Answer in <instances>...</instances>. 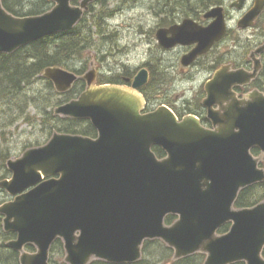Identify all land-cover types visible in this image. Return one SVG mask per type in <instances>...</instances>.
Here are the masks:
<instances>
[{
  "label": "water",
  "instance_id": "95a60500",
  "mask_svg": "<svg viewBox=\"0 0 264 264\" xmlns=\"http://www.w3.org/2000/svg\"><path fill=\"white\" fill-rule=\"evenodd\" d=\"M48 12L16 17L0 0V55H12L44 38L71 32L97 0H50ZM247 0L231 6L244 8ZM264 12V0L239 21L253 27ZM203 27L191 19L159 29L165 49L196 45L182 65H192L227 34L222 6L205 15ZM171 35V36H169ZM264 53V44L255 54ZM239 70L218 72L206 85L203 105L213 129L189 115L179 120L166 105L146 111L141 90L149 71H138L131 87L97 86V71L83 76L61 67L44 70L43 78L66 94L82 80L85 91L58 106L55 116L88 121L97 138L54 132L47 144L28 149L7 163L10 180L0 182L15 198L0 208L4 231L19 238L8 246L23 251L22 264H50V249L62 240L66 264H135L146 241L161 240L175 254L173 261L206 255L204 264H264V202L234 209L239 193L264 183V170L252 150L264 156V94L255 91L239 100L233 89L256 79ZM228 104V106H224ZM219 105L222 112L214 110ZM166 157L159 159L153 148ZM169 216L178 219L166 225ZM231 225L227 233L219 230Z\"/></svg>",
  "mask_w": 264,
  "mask_h": 264
},
{
  "label": "rangeland",
  "instance_id": "374dc122",
  "mask_svg": "<svg viewBox=\"0 0 264 264\" xmlns=\"http://www.w3.org/2000/svg\"><path fill=\"white\" fill-rule=\"evenodd\" d=\"M233 1L235 0H229L226 4L231 14V37L223 51L229 48L237 55L243 52L241 44L244 42L255 39L256 44L259 43L263 30L261 27L239 30L237 22L245 11L233 10L230 7ZM254 1L248 2L247 10L252 7ZM190 2L198 3L199 0ZM80 3L81 0H77L75 5ZM175 4L190 3L189 0H97L86 15L87 21L84 19L80 23L82 31L89 32L92 36L93 44L80 57H75L69 63V70L79 72L83 76L96 69L101 81L118 76L121 59L122 79L133 78L143 65H151L153 72L164 74V83L156 84L160 91L155 94L154 107L167 104L166 106L173 107L171 109L175 112L183 107L194 108L200 101V88L203 87L207 75L197 70L182 72L179 59L183 50L164 52L165 49L160 48L156 38L159 25L167 23V17L160 13L161 10L174 8ZM193 7L197 8L198 4ZM99 15L112 16L102 22L101 30L106 29V37L111 34L108 40L97 36L100 29L95 23L98 22L96 18ZM233 40L236 41L235 44ZM33 82L26 86L19 96L0 102V177L8 175L9 160L22 157L27 149L45 145L56 127L71 129L70 124L61 121L63 118L56 117L54 112L58 106L76 95L58 94L54 87H49L48 81L42 75ZM75 128L77 131L85 129L83 126ZM9 175L11 177L10 172ZM2 197L5 195H2L0 200Z\"/></svg>",
  "mask_w": 264,
  "mask_h": 264
},
{
  "label": "trees",
  "instance_id": "16d2710c",
  "mask_svg": "<svg viewBox=\"0 0 264 264\" xmlns=\"http://www.w3.org/2000/svg\"><path fill=\"white\" fill-rule=\"evenodd\" d=\"M190 1L191 0H189L190 4L187 5L175 4L174 8L169 9L168 7L161 10V14H168V17L166 18L167 23H163V26L170 24L168 19H175V16H171L169 14L172 11L182 10V13L185 17H193L196 12L208 10L212 6L222 5L226 0H199L198 3H191ZM34 2L36 3L34 4ZM193 4L196 6L198 4L200 6L195 8L193 7ZM3 5L8 12L16 17L42 15L53 7V3L50 0H3ZM111 17V15L106 17L102 15L97 16L96 19L98 22L95 23V26L100 29L99 32L97 31V36H102L106 40L110 39L111 34L109 37H106V29L101 30V28L102 22L104 20L107 21ZM84 19V21H87L86 17ZM258 23L261 26L264 23V20L260 19ZM262 30L264 35V29L262 28ZM254 43L255 41L253 40V45ZM92 44V36L90 33L82 31V26L79 25L76 29L69 33L44 38L12 55H0V102L14 99L15 97L19 96L26 86L32 84L33 81H35V78L37 79L40 77L44 70L49 67H63L69 70V63L75 57H80L85 52V50L92 46ZM251 45L252 44H249L250 49ZM76 73L81 75L79 72ZM162 74L158 75L155 71L148 86L142 89L148 106H155L156 104L154 103V97L156 92L160 91L159 88L156 87V84L164 83V74ZM261 75L264 77V66L261 71ZM158 76H160V78ZM48 85L49 87L53 88L52 83L49 81ZM260 87H262L261 83ZM84 90L85 83L83 81H79L76 83L73 90L65 95H76V97H78ZM201 108L202 105L199 101V103L196 104L194 108L186 107L182 110V112L178 110V112L181 114L179 116L182 117V114H186L183 111L188 110L193 113L195 111H199ZM22 114H24V111H22ZM61 121L69 123L71 129L68 130L56 127L54 132L84 135L91 138H95L97 136V132L92 127L90 122L75 121L72 119H62ZM74 126H83L85 129L77 131ZM154 152L159 158H164L166 156L165 152L158 147L154 148ZM253 153L258 156L260 155V153L256 150L253 151ZM261 167L264 168V162H262ZM262 201H264V183L241 191L235 203V207L238 209L249 208L256 206ZM175 220V217L170 216L167 217L166 223L170 225ZM228 230L229 225L223 227L220 230V233H226ZM55 246L54 251L61 250L63 253V244L60 240H58ZM0 251V256L4 255L2 249ZM142 253L143 256L141 261L135 264H203L206 259L204 254H196L194 256L173 262L174 251L167 247L160 240L145 242ZM91 264L107 263L94 261Z\"/></svg>",
  "mask_w": 264,
  "mask_h": 264
},
{
  "label": "flooded vegetation",
  "instance_id": "af4514ba",
  "mask_svg": "<svg viewBox=\"0 0 264 264\" xmlns=\"http://www.w3.org/2000/svg\"><path fill=\"white\" fill-rule=\"evenodd\" d=\"M228 1H226L224 3L223 7H224V14H225L226 21L229 24V22L231 20L230 19L231 14H230V11L228 10V8L226 7V4ZM199 6L200 5H198V7ZM207 12H208V10L198 11L194 14L193 17L192 16L191 17H185L182 12H179L177 10L172 11L169 14L171 16H175V19H171V20L168 19L170 24H168L167 26H162V27L159 26L158 29L159 28L160 29L161 28L171 29L174 26L181 25L185 21V19H192L197 24H199L203 27H207L209 24L212 23V20L207 19L205 17ZM162 14L165 18L168 17V14H166V13H162ZM261 19L264 20V15L261 17ZM230 31H231V29L228 30L226 37L222 41L215 43L213 48L207 54H205L201 57H198V59L190 67L181 68L182 72L197 70L199 73L204 72V74L207 75V77L205 78V81L202 84L203 87L201 86V88H200L201 89V97H202V99H201L202 108L199 111H195L193 113L191 111L186 110V111H183L186 114H182L183 117L188 115V114L196 115L206 127H210V124H209L210 119L208 117V110L203 106V102L207 98L206 85L210 81L213 80L215 75L218 72L223 71L224 69H227V71L229 73H231L233 71H238V70H244V71L251 72V71H253V68L255 66L254 60L261 62L262 69L264 66V54L257 55L256 58H254L252 55L253 51H255L257 48H259L261 45V44H259L257 47H255V43L253 45V40H249V41H246L243 44H241L243 46V48H242L243 52H239L237 55L233 51H230L229 48H227L228 49L227 51H223V47H227L228 40L231 37ZM169 36H171V35H169ZM233 43L235 44L236 41L233 40ZM249 44H252L251 49H250ZM195 47H196V45L187 46V47L178 46V47L171 49V50H164V52L170 53L176 49L183 50V53L179 59V61L181 63V60L183 59V57L186 54H189L190 52H192ZM161 49H163V48H161ZM244 49H246V50H244ZM247 52L250 54H248ZM146 67H148L150 69V71L154 70V68L151 65L147 66V64H146ZM98 75H99V72H98ZM118 78H119L118 84H116L115 82H112V81H109V83H106V84L119 85V86H122V85L130 86V84H131L130 82H124L122 84V59H121V65H120ZM259 82L261 83L262 87H260ZM254 91H259V92L264 93V77L261 75V72L258 75L257 79L254 82H252L250 85H248L246 87H235L233 89V92L235 94H237V98L239 100H243L247 95H249L250 93H252ZM224 106H228V104H224ZM184 108L185 107H183V109ZM154 109H155L154 107H151L150 111H153ZM178 110L180 112H182L181 109H178ZM214 110L222 112L219 105L215 106ZM177 113H178V115H181L178 111H177ZM9 178H10V175H6L0 179V182L5 181V180H9ZM2 195H5V197H2V200H0V203H1L0 208L15 200V198L10 196L8 194V192L5 190H0V197ZM18 238H19V236L16 233H6L4 231V217L0 215V250L2 249V252L4 253V255L0 256V264H22L21 258L24 254L35 255L38 252V249L33 245H26L24 247L23 251H16V250L10 248L8 246V244L11 242L17 241ZM57 242L58 241H56L50 249V260H49L50 264H63L65 261V259L63 258L64 249H63V253L61 252V250L54 251V248L56 247L55 245L57 244ZM92 262H94V261H91L89 264H91ZM101 262H104V261H101ZM236 264H238V263H236ZM239 264H244V263H239Z\"/></svg>",
  "mask_w": 264,
  "mask_h": 264
},
{
  "label": "bare ground",
  "instance_id": "6f19581e",
  "mask_svg": "<svg viewBox=\"0 0 264 264\" xmlns=\"http://www.w3.org/2000/svg\"><path fill=\"white\" fill-rule=\"evenodd\" d=\"M193 6H195V4H193ZM158 55V54H157ZM36 79V78H35ZM34 83V82H33Z\"/></svg>",
  "mask_w": 264,
  "mask_h": 264
}]
</instances>
